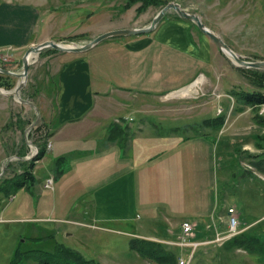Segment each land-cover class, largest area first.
Masks as SVG:
<instances>
[{
  "label": "crops",
  "instance_id": "1",
  "mask_svg": "<svg viewBox=\"0 0 264 264\" xmlns=\"http://www.w3.org/2000/svg\"><path fill=\"white\" fill-rule=\"evenodd\" d=\"M168 14L152 32L121 37L104 55H93L94 47L80 53L58 52L53 58L56 72H47L51 85L37 92L39 96L34 102L37 108H22L21 117L16 120L11 96L0 92V210L5 200L16 203L19 194L23 198L18 207L20 211L27 210L32 204V192L37 191L40 193L38 207L45 214L22 219L0 217V224L32 220L36 223L33 232L37 234L40 230L53 232L55 222L83 225L87 219L90 221L86 224L91 228L120 231L110 226L127 225L149 233H136L140 238L160 242L175 240L184 222L196 225L198 239L211 233L207 227L216 221L213 204L215 195L219 198L218 189L214 191L212 187V172L217 165L220 146L227 152L235 148L242 152L247 149L242 147L247 137L256 139L258 145L261 139L257 128L261 126L252 107L239 112L242 115L253 111V124L248 127L242 119L229 118L232 112L229 102L225 103L222 113L218 112L220 105L212 107L208 109V116L200 120L181 119L183 116H180V120L163 118L151 124L143 119L135 126L134 98L135 101L162 96L184 98L188 95H175L176 92L194 85L199 79L201 83L217 86L220 67L228 68L227 73L234 71L215 42L194 22ZM40 25L32 7L0 2V51L22 52L38 42L48 41L46 38L39 40ZM222 90L223 96H232V90L226 87ZM223 101L227 100L223 98ZM235 109L238 108L233 107V111ZM117 110L127 115L122 121L116 117L113 126L111 116L117 114ZM40 115L43 117L41 123L37 118L30 124V117ZM222 116L225 117L223 125ZM32 124L35 126L31 127ZM23 126L25 133L30 131L27 140L32 139L38 150L46 147L45 155L34 162L35 182L8 194L2 190L5 182L22 174L34 158H28L27 140L17 149L6 144L13 142L14 128ZM131 128H135L136 133L133 134ZM98 129L102 134L97 140L96 137L85 140ZM183 146L191 147L192 155H184ZM199 149L202 154L195 153ZM14 157L17 163H8ZM5 166L7 176L3 173ZM41 170L46 175L39 180ZM57 174H61L59 180ZM49 177H54L57 184L53 190L45 187ZM59 190L65 195L82 191L78 197L77 217L72 211L77 202L70 205L67 212L68 216L75 214V219L56 217L58 210H62L58 202ZM162 190L175 195L172 201L159 206L153 199ZM157 208L164 210L170 228L165 239L155 235L153 224L145 225L157 220ZM14 234L17 237L21 233ZM50 238L55 236L50 235ZM32 239L40 241L41 237L37 235ZM6 256L5 260L9 259L11 264V258Z\"/></svg>",
  "mask_w": 264,
  "mask_h": 264
},
{
  "label": "rangeland",
  "instance_id": "2",
  "mask_svg": "<svg viewBox=\"0 0 264 264\" xmlns=\"http://www.w3.org/2000/svg\"><path fill=\"white\" fill-rule=\"evenodd\" d=\"M160 3L169 4L171 2L179 3L183 8L191 13L199 15L202 21L212 31L220 35L224 41L244 60L247 61H264V0H157ZM0 2H7L11 4H19L32 7L39 17L41 25L40 39H49L58 43H63L70 46H80L89 43L103 33L126 28H144L148 27L154 17L159 11L165 7L155 5L153 3L143 5L142 1L138 0H0ZM169 15H178L176 11L172 10ZM121 37H111L103 40L92 49L93 55H104L110 48L114 47L116 41ZM42 42H38L40 44ZM34 44L32 46H36ZM30 48V47H29ZM28 48V49H29ZM28 49L22 52L17 50L0 51V67L19 73L23 69V57ZM19 52V53H18ZM54 50H44L40 54H34L31 57V64L29 67L28 77L24 88L20 93V98L28 102H35L39 95L37 92L40 89L48 87L50 84L48 71L56 72V64L54 63V56L58 55ZM225 55V54H224ZM226 56V55H225ZM234 71L227 73L228 68L220 67L218 70L219 79L216 80L217 86H211L207 83H198L195 90L187 97L176 96H162L150 100L133 99L132 110L133 117L136 118L135 126L140 120L147 119L149 123L163 118H171L173 120H180L186 118L201 119L208 116V109L218 107H225V103L229 102V109L232 112L228 115L231 119H242L247 127L251 124V117L254 115L252 110L239 115V112H244L247 107L243 103L236 101L235 96H223L220 94L226 87L231 92H264L261 86L262 82L257 79H252V76L245 74L243 69L235 66L229 58ZM54 65V68H53ZM258 72L264 73V70ZM21 79L14 75H7L0 73V92L11 96L13 103V111L15 120L18 116L21 117L22 108H32L28 102L20 100L19 96L10 95L8 93L14 92L15 88L20 84ZM219 85V86H218ZM230 86V87H229ZM230 88V89H229ZM177 93V92H176ZM137 95V94H136ZM177 95V94H175ZM222 95V96H221ZM232 95V94H231ZM138 96V95H137ZM223 98L227 101H223ZM136 102V103H135ZM221 103V104H220ZM234 108L235 111H233ZM241 107V109H239ZM173 109V110H172ZM261 110V106L257 108ZM172 110V111H171ZM115 111V110H114ZM117 114H112L111 121L115 126L116 117L121 121L125 117L126 112L117 110ZM256 114V113H255ZM38 123L43 120L42 115L38 117H30V124ZM22 119V118H21ZM125 121V120H124ZM127 124V123H125ZM195 126V125H194ZM167 127V126H166ZM196 129L201 127L195 126ZM26 128H14L13 142L7 141L6 144L12 145L13 149L22 148L29 136L30 131L24 132ZM125 129H129L126 127ZM160 129V128H159ZM168 128H162L167 130ZM130 130V129H129ZM132 133H136L135 128H131ZM101 129L96 133H92L85 140L91 137V140H97V136L101 133ZM178 134H182L177 130ZM197 131V130H194ZM247 131H250L247 128ZM260 135V141L247 137L242 147L246 146V150L239 151L235 148L232 151L221 150L220 146L219 158L217 165L213 167V184L219 191V198L214 197V211L216 213V221L218 228L222 233L221 237L227 236L228 230V207L234 206L237 209L240 221V229L252 236H258L264 241V125L257 128ZM26 134V136H25ZM102 134V133H101ZM29 140V139H28ZM28 143L30 156H33L36 147L32 143V139ZM88 141V140H87ZM261 146V148H259ZM217 150V146H216ZM14 150V154H15ZM202 154V150L195 151V153ZM207 152V151H206ZM184 155H192L191 147L183 146ZM188 153V155H187ZM205 154V151H204ZM214 154V153H212ZM197 156V155H196ZM216 156L213 155V157ZM205 155L203 158L205 159ZM216 159V158H215ZM17 163L16 158L8 160V163ZM5 170L4 176L6 174ZM41 170L38 174L39 180L45 176ZM205 178V174L202 173ZM3 176V177H4ZM57 179L61 178V174H57ZM56 182V181H55ZM41 184V183H40ZM57 186V184H55ZM166 190V189H165ZM149 190H147L148 192ZM82 191L73 194L65 195L64 191H58V202L62 206V210H58L57 218L68 217V219H75L79 205V196ZM32 204L27 210H21L18 207V202L23 198H19L16 203L5 200L1 206L0 217L7 219H22V218H36L45 215L42 208H39L40 203L39 192H32ZM170 191L159 192L158 196H154V201L157 205L162 206L164 202L174 199L175 193L172 195ZM172 198H170V196ZM7 195L5 196V199ZM77 202V203H76ZM12 203V204H11ZM76 203L75 208H72L73 213L67 215L70 205ZM67 205V206H66ZM155 208V206H153ZM157 220L148 224H153L155 228V235L161 236L163 239L167 237L165 233L168 231L169 225L166 223V216L164 210L156 209ZM223 220L220 222L219 217ZM145 218V217H143ZM0 220H2L0 218ZM90 220H85V224L74 225L63 222H55L56 228L53 232L48 230H40L39 233L33 232V226L36 225L32 220H16L4 222L0 224V264H10L15 257L18 250L27 251L31 249H51L53 250L58 244H64L70 248L80 251L88 259H95L102 261L103 264H156L145 260L139 253L131 249V242L135 238H140L136 233L149 234L143 230H134L131 226H110L116 227L118 230H103L102 228H91ZM210 224H208L209 226ZM90 226V227H89ZM138 226V225H137ZM172 228V227H171ZM197 230V229H196ZM131 232L134 234H127ZM20 232V236L14 233ZM69 233V235H68ZM39 235L40 241L33 240V237ZM54 235L55 238H50ZM165 235V236H164ZM211 235V236H210ZM210 239L213 241L201 245L195 252L191 264H264L263 254H251L242 248H228L227 244L232 239L225 241H215L214 234L209 233ZM14 237V238H13ZM206 237V236H205ZM204 237V238H205ZM198 238V237H197ZM171 240L162 241L168 245V248L175 250L178 256L181 254H188L190 249L186 252L180 250L176 246L169 245L167 242ZM15 243V244H14ZM11 250L9 256L8 251ZM7 251V253H6ZM7 259L5 260V255ZM101 263V262H100ZM101 263V264H102ZM28 264H34L28 262Z\"/></svg>",
  "mask_w": 264,
  "mask_h": 264
},
{
  "label": "trees",
  "instance_id": "3",
  "mask_svg": "<svg viewBox=\"0 0 264 264\" xmlns=\"http://www.w3.org/2000/svg\"><path fill=\"white\" fill-rule=\"evenodd\" d=\"M142 1L143 5L153 3L155 5H161L166 3H160L157 0H138ZM197 27V25H196ZM198 28V27H197ZM199 29V28H198ZM54 50V49H50ZM58 52L57 50H54ZM245 74L252 76V79H257L262 82L261 86L264 88V73L258 72L259 70L243 69ZM232 96H235L236 101L252 107L255 111V117L260 123V126L264 125V116L259 114V108L264 105V92H232ZM225 117H221V125H223ZM46 147H40L38 154L31 160L29 167L25 168V171L12 179L6 181L2 187L3 191L15 193L20 187H23L27 183L32 185L35 182V177L32 173L34 162L40 160L45 155ZM228 248H242L247 250L251 254H263L264 253V241L258 236H252L245 231L234 236L227 244ZM131 249L139 253V255L156 264H179L178 253L175 250L168 248V245L154 240H147L142 238H135L131 242ZM33 262L34 264H101L98 260L88 259L80 251L70 248L64 244H58L53 250L49 249H31L27 251L18 250L15 254L11 264H28Z\"/></svg>",
  "mask_w": 264,
  "mask_h": 264
},
{
  "label": "water",
  "instance_id": "4",
  "mask_svg": "<svg viewBox=\"0 0 264 264\" xmlns=\"http://www.w3.org/2000/svg\"><path fill=\"white\" fill-rule=\"evenodd\" d=\"M172 10L176 11L177 14L181 18L194 22L199 28V30L202 31L207 36H209L215 42L218 48L223 52V54H225L235 66L240 67V68H247V69L264 70V61L244 60L224 41V39L220 35H218L214 31H212L210 28H208V26L202 21L199 15L189 12L188 10L183 8L179 3L171 2L159 11V13L154 17V19L152 20L151 24L148 27L112 30V31L103 33L97 38L90 41L89 43L80 45V46L65 45L63 43H58L52 40L42 42L36 46H31L26 51L23 57V69L21 72L16 73V72H12L11 70H7V69L0 67V73H4L7 75H14L21 79L20 84L15 88L14 92H10L8 94L16 95V96H19L20 98V93L22 89L24 88L26 79L28 77L29 67L31 64V57L34 54H40L44 50H48V49H54V50H57L58 52H74V53L86 52L92 49L93 47H95L96 45H98L99 43H101L103 40L111 38V37H131V36L147 34V33L152 32L156 28V26L165 18L168 12ZM20 100L23 102H28L22 98H20ZM28 103L31 106L37 108L35 103L33 102H28ZM34 126L35 124H32L31 127H34ZM5 168L6 166L3 169V173L5 171Z\"/></svg>",
  "mask_w": 264,
  "mask_h": 264
},
{
  "label": "built area",
  "instance_id": "5",
  "mask_svg": "<svg viewBox=\"0 0 264 264\" xmlns=\"http://www.w3.org/2000/svg\"><path fill=\"white\" fill-rule=\"evenodd\" d=\"M219 113L223 112L222 108L218 109ZM260 115H264V105H261ZM38 149L35 150L33 156L37 155ZM33 156H30L28 158H32ZM55 186V178L49 177L46 179L45 187L49 190H53ZM223 220L222 217H220L219 221L221 222ZM217 221H213L208 227L207 230L211 231L212 234L215 235L216 240L215 241H225L227 239H231L234 236L240 234L243 232V230L240 229V221H239V215L237 213V209L234 206L228 207V217H227V223H228V230H227V236L221 237L222 233L218 228ZM196 225L191 222H184L182 224V230L178 234L177 238L175 240H171L170 242H167L169 245L176 246L180 248V250H183L184 252L186 249H190L191 252L186 254H181L178 257L179 264H191L192 260L194 258V254L196 250L204 244H207L211 242L210 236H206L203 239H198L197 237V231H196ZM213 242V241H212Z\"/></svg>",
  "mask_w": 264,
  "mask_h": 264
},
{
  "label": "bare ground",
  "instance_id": "6",
  "mask_svg": "<svg viewBox=\"0 0 264 264\" xmlns=\"http://www.w3.org/2000/svg\"><path fill=\"white\" fill-rule=\"evenodd\" d=\"M202 81V79H199L198 82H196L194 85L188 87V88H185L184 90L180 91V92H177L176 94L177 95H190L192 91L195 90V87L198 86V83H200ZM201 84V83H200ZM196 91V90H195Z\"/></svg>",
  "mask_w": 264,
  "mask_h": 264
}]
</instances>
